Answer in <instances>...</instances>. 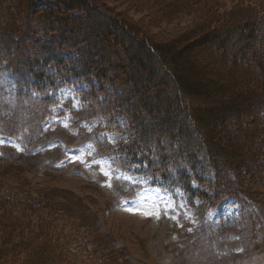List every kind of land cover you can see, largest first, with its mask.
<instances>
[{
	"label": "trees",
	"instance_id": "16d2710c",
	"mask_svg": "<svg viewBox=\"0 0 264 264\" xmlns=\"http://www.w3.org/2000/svg\"><path fill=\"white\" fill-rule=\"evenodd\" d=\"M111 1L130 8L129 0ZM180 1V6H157L154 20L171 22L184 12L197 15L199 24L163 42L104 0H0V37L7 41L1 75L9 78L13 97L34 103V113L42 117L58 91H71L79 110L98 119L105 131H126L114 145H102L110 161L154 186L180 190L189 206L200 201L215 210L230 199L240 208L238 219L230 222L244 226L252 218L246 201L264 189V0H237L230 8L225 0ZM204 43L215 46L210 57L234 70L244 67L228 100L215 95L229 93L222 85L209 93L186 75L191 61L176 66L181 52ZM137 94V108L127 107ZM229 113L232 131L220 135L218 123ZM233 130L242 134L239 141L233 140ZM33 154L18 155L33 159L41 151ZM5 157L0 156V165ZM4 177L0 264H77L65 250L71 234L81 242L80 253L89 255L88 264H105L92 244L83 246L87 232L79 238L76 231L64 230L65 217L41 199L38 189L26 183L7 186Z\"/></svg>",
	"mask_w": 264,
	"mask_h": 264
},
{
	"label": "rangeland",
	"instance_id": "374dc122",
	"mask_svg": "<svg viewBox=\"0 0 264 264\" xmlns=\"http://www.w3.org/2000/svg\"><path fill=\"white\" fill-rule=\"evenodd\" d=\"M104 1L115 13L128 14L132 21L147 25L149 33L163 42L199 24L197 15L184 12L171 22L162 17L154 20L157 6H180L179 0H129L130 8ZM235 2L225 0L226 8ZM138 6L143 10L135 9ZM3 38L0 37V55L7 44ZM214 47L212 43L190 46L175 63L183 67L191 61L193 68L188 66L186 75L206 86L209 93L222 85L229 93L215 95L228 100L230 93L236 92L240 77L245 75L244 67L234 70L217 56L210 57L208 53ZM1 73L0 156H6L7 161L0 165V176H5L4 183L10 181L7 186L24 187L26 183L38 189L41 199L55 204L65 217L64 230L76 231L79 238L87 232L88 240H82L83 246L87 243L90 248L92 244L98 255L106 259L105 264H264V189L257 192L258 197L246 201L245 212L252 218L240 227L230 222L236 221L240 212L230 200L216 211L206 210L200 201L189 206L179 190L154 186L148 178L128 171L116 159L110 161L107 157L110 153L102 145H114L125 138L126 131L123 134L105 131L98 119L79 110L78 97L71 91H58L49 114L42 117L34 113V103L13 97L9 78ZM138 98L140 94L131 99L133 106L127 107L137 108ZM231 115L216 124L220 135L231 130ZM176 126L173 122L172 127ZM232 136L239 141L242 134L233 130ZM94 142L105 150H98ZM36 151H41V155L33 159L18 155L24 152L34 155ZM68 238L72 240L65 250L72 253L68 256L70 263L88 264L89 255L79 251L81 242H76L73 234Z\"/></svg>",
	"mask_w": 264,
	"mask_h": 264
},
{
	"label": "snow or ice",
	"instance_id": "6c2138e0",
	"mask_svg": "<svg viewBox=\"0 0 264 264\" xmlns=\"http://www.w3.org/2000/svg\"><path fill=\"white\" fill-rule=\"evenodd\" d=\"M61 91H63V90H61ZM127 140H123V143H125V144H127ZM133 214H136L135 212H133Z\"/></svg>",
	"mask_w": 264,
	"mask_h": 264
}]
</instances>
